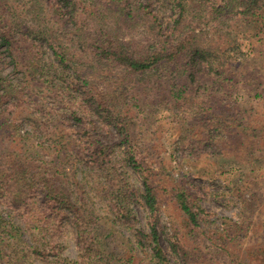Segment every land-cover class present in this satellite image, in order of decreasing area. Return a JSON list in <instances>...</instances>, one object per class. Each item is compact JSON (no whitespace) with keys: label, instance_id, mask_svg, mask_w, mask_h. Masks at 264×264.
<instances>
[{"label":"trees","instance_id":"trees-1","mask_svg":"<svg viewBox=\"0 0 264 264\" xmlns=\"http://www.w3.org/2000/svg\"><path fill=\"white\" fill-rule=\"evenodd\" d=\"M155 1L0 0V134L8 139L0 150V205L11 209L0 219V264H34L30 258L41 264H168L159 242L158 186L128 112L153 103L172 112L199 96L200 119L188 122L184 140L198 149L222 141L221 129L210 125L220 122L228 101L222 86L231 72L214 62L248 23L261 22L264 0H168L174 12L167 21ZM44 46L55 72L43 70ZM102 67L118 79L127 100L108 104L94 76V68L105 72ZM239 118L236 125L247 124ZM23 123L31 130L15 140ZM243 136L231 134L229 145L247 160L255 141ZM118 162L142 178L141 189L129 187ZM81 167L104 175L95 187L105 204L102 216L87 203ZM131 199L147 210L146 226L130 209ZM170 199L194 234L207 212L185 184L172 187ZM170 222L178 264H200L196 246L184 243L171 216ZM117 225L131 235L111 253L108 238ZM226 227L230 234L221 236L232 243L224 238L220 248L229 253L240 244L235 235L241 226ZM67 234L80 259L63 254Z\"/></svg>","mask_w":264,"mask_h":264},{"label":"rangeland","instance_id":"rangeland-1","mask_svg":"<svg viewBox=\"0 0 264 264\" xmlns=\"http://www.w3.org/2000/svg\"><path fill=\"white\" fill-rule=\"evenodd\" d=\"M155 7L164 21L173 15L174 8L168 0L155 1ZM226 25L224 29H227ZM244 28L236 41L214 62L218 70H224L226 74L231 72L222 86L228 101L220 107V122L217 119L210 125L212 129H221L222 141L217 140L207 148L198 149L184 140L188 122L191 120L193 123L200 116L199 96L187 98L181 108L172 112L158 103L128 112L134 117L138 128L137 142L145 157L144 163L148 166L147 173L158 186L159 242L167 255L168 264H178L169 243L172 230L170 216L182 228L184 243L196 246L194 252L199 255L200 264H264V16L261 22L248 23ZM257 28L260 30L257 31ZM205 30L202 27L201 32ZM43 48V70L57 71L50 58V49L46 46ZM80 61L82 63V57ZM101 69L105 72L99 73L96 71L99 69L94 68V76L98 90L110 101L108 104L127 100L126 90L121 88L118 79L108 73L106 68ZM251 75L257 77V81H252ZM254 82L257 87L253 86ZM242 115L247 124L238 126L234 118L242 121L239 118ZM30 130L28 125L21 124L19 134L14 139L19 140ZM242 132L246 133L243 139L255 141L247 160L243 154L233 155L229 145V136L233 134L240 137ZM5 146H8V139L0 134V150ZM235 152L242 151L236 148ZM119 162V171L129 187L132 190L141 189L142 178ZM78 176L84 184L88 205L95 208L100 216L104 215L105 204L95 195L97 182H105L104 175L92 170L85 171V167H81ZM184 184L207 212L206 220L192 235L183 225V217L176 204L170 199L171 188ZM129 206L138 223L146 226L148 212L140 201L131 199ZM9 212L11 209L0 205V219L9 218ZM13 218L22 225L23 237L31 239L23 222L16 216ZM234 223L241 226L240 233L235 235L240 244H233L234 249L224 253L220 248L223 239L231 243L232 240L221 235H229L230 230L226 226ZM130 235L128 228L117 225L114 234L108 238L109 251H120V242ZM63 254L70 259H80V251L70 234L65 236ZM30 259L34 264H41L38 260ZM242 260L244 263L238 262Z\"/></svg>","mask_w":264,"mask_h":264}]
</instances>
